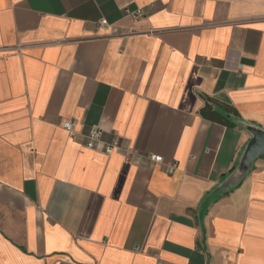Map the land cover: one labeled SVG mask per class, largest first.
I'll return each mask as SVG.
<instances>
[{"label": "crops", "instance_id": "crops-1", "mask_svg": "<svg viewBox=\"0 0 264 264\" xmlns=\"http://www.w3.org/2000/svg\"><path fill=\"white\" fill-rule=\"evenodd\" d=\"M260 134L264 0H0V264H264Z\"/></svg>", "mask_w": 264, "mask_h": 264}, {"label": "built area", "instance_id": "built-area-1", "mask_svg": "<svg viewBox=\"0 0 264 264\" xmlns=\"http://www.w3.org/2000/svg\"><path fill=\"white\" fill-rule=\"evenodd\" d=\"M128 15L133 17L134 19H138L143 16V13L141 10H136L135 12H127ZM99 25L102 27H106V22L101 19L99 21ZM75 121L74 120H66L62 123V128L69 133L70 135L73 134L74 128H75ZM102 131L100 129H92L88 132V134L85 136V146L86 148L93 149L96 147H99L100 149L104 150L106 153H113L118 150L119 148V141L117 138H113L111 141L107 143H102L101 138ZM149 159L152 163L155 164H161L162 163V157L159 155H149ZM176 166L174 164H170L167 166V173L171 174Z\"/></svg>", "mask_w": 264, "mask_h": 264}, {"label": "trees", "instance_id": "trees-1", "mask_svg": "<svg viewBox=\"0 0 264 264\" xmlns=\"http://www.w3.org/2000/svg\"><path fill=\"white\" fill-rule=\"evenodd\" d=\"M205 100H206L205 106L200 111L202 117L208 120H212V121L215 120V121L221 122L222 124L231 125L230 122L226 119V117L224 118V116L212 110L210 106V101H211L210 98L206 97ZM224 108L226 109L225 111L228 114H235V111L232 108H229V109L227 107H224Z\"/></svg>", "mask_w": 264, "mask_h": 264}, {"label": "water", "instance_id": "water-1", "mask_svg": "<svg viewBox=\"0 0 264 264\" xmlns=\"http://www.w3.org/2000/svg\"><path fill=\"white\" fill-rule=\"evenodd\" d=\"M264 155V134L258 135L250 144L246 155L247 161H250L258 156Z\"/></svg>", "mask_w": 264, "mask_h": 264}]
</instances>
